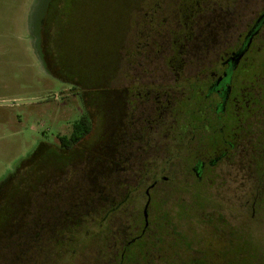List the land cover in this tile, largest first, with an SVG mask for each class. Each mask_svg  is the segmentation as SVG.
I'll return each instance as SVG.
<instances>
[{
    "label": "flooded vegetation",
    "instance_id": "flooded-vegetation-1",
    "mask_svg": "<svg viewBox=\"0 0 264 264\" xmlns=\"http://www.w3.org/2000/svg\"><path fill=\"white\" fill-rule=\"evenodd\" d=\"M193 5L206 10L209 2L192 1L187 11L191 16ZM160 9L157 15L162 14ZM179 13L180 9H171L170 21L157 24L161 43L166 42V31L171 47L179 42L172 39L173 31L185 29L178 22ZM207 17L203 13L198 19ZM199 33L206 47L211 34L204 26ZM263 33L264 4L247 25L235 20L228 34L220 33L217 49L198 58L200 66L184 59L185 67L193 71L188 77L170 71L150 80L152 84L136 95L142 110L134 119L129 115L127 91L125 157L128 169L139 177L133 191L145 188L146 202L142 216H123L122 227L112 233L110 264H257L256 247L239 220L244 217L233 222L226 208L240 209L242 214V208L249 207L252 216L247 218L252 222L258 204L256 192L263 174L255 173L253 178L252 169L264 160V61L257 62L264 58ZM184 41L192 48L193 32ZM248 75L260 81V90L248 81ZM166 80L169 87L162 86ZM210 141L217 146L209 145ZM245 142L249 151L242 160L249 167L237 168L232 175L244 182L254 179L255 186L227 185L216 167L236 156L235 149ZM133 161L142 162L141 166L132 167ZM192 195L199 198V205L211 204L203 215L190 212Z\"/></svg>",
    "mask_w": 264,
    "mask_h": 264
},
{
    "label": "rangeland",
    "instance_id": "rangeland-1",
    "mask_svg": "<svg viewBox=\"0 0 264 264\" xmlns=\"http://www.w3.org/2000/svg\"><path fill=\"white\" fill-rule=\"evenodd\" d=\"M39 2L40 0H0V103L42 100L32 104L0 106V188L22 163L30 159L40 145L57 148L58 137L69 136L73 124L85 113L83 92L79 87L69 84V80L80 71L82 61L87 62L93 71L87 74L95 77L101 60L111 59L112 72L103 81L110 90L121 94L123 92L125 95L130 91L131 119L141 113L142 102L136 99V95L152 84L150 80L164 76L170 71H176L185 77L193 72L185 67L182 58L180 64L178 61L177 66L172 69L167 59L173 58L175 61L178 55L173 53L167 31L165 43L159 41L157 33L158 23L164 19L170 21L169 12L173 7H177L176 0H78L69 13L66 24L62 25L60 33V56L67 61V66L57 64L55 68L54 61L46 58L44 63L47 68L44 69L33 36L34 25L39 19ZM263 4L264 0H252L241 16V24L247 25L259 13ZM159 6L160 10H163L162 14L155 15L153 10ZM116 44L118 49L114 53ZM263 61L264 58L257 60L258 63ZM45 70L54 75L58 71L63 78H56ZM248 81L254 82L249 75ZM254 83L253 87L260 90V81ZM170 85V80L162 84L163 87ZM157 86L160 87L158 84ZM96 96L99 95L93 92V97ZM91 112L93 130L79 148L81 153H86L89 148L96 146L105 129L97 106H93ZM248 151L246 142L240 144L235 149L236 156L225 159L216 167L223 183L231 186L245 184L243 186L248 188L255 186L254 179V182L249 179L244 182L232 175L237 168L249 167V164L242 160ZM141 163L134 162L132 167H140ZM124 169L126 171H123L119 180L134 190L133 186L139 183V177L134 175L128 166L125 165ZM76 170L59 172V177H55L58 183L63 179L60 189L70 193L71 201L72 193L83 187L79 177L80 169ZM252 172L253 178H256L255 173L263 174L256 192L259 199L252 222L247 218L252 216L249 207L242 208V214L240 209L226 208V215L231 216L233 222L236 219L238 221L241 216L244 217L239 219L242 222L241 227L247 226L256 247L257 258L264 263V160L261 165L254 167ZM131 189L125 187L116 192L117 201H125L124 208L103 230L92 231L89 237L86 234L83 238L78 234L77 239L81 240L73 243L67 252L59 250L51 254L55 250H50L49 245L45 243V251L35 255L34 264H110L111 235L115 229L122 227V217L142 216L143 213L146 202L143 197L145 188L140 192H131ZM193 192L194 195L195 191ZM50 196L54 200L53 208L60 207L57 204L60 202L57 188ZM193 199L194 204L192 203L190 212L194 215H203L210 209V203L208 205L201 202L199 205V198L193 196ZM52 205L50 204L51 207ZM48 237L50 240V236ZM47 253L53 256L48 259ZM43 259L45 261H42Z\"/></svg>",
    "mask_w": 264,
    "mask_h": 264
},
{
    "label": "trees",
    "instance_id": "trees-1",
    "mask_svg": "<svg viewBox=\"0 0 264 264\" xmlns=\"http://www.w3.org/2000/svg\"><path fill=\"white\" fill-rule=\"evenodd\" d=\"M77 1L39 2L41 3L39 19L34 25L33 36L44 69L47 68L44 63L46 58L54 61L55 68L57 64L67 66V61L60 56L62 54L60 33ZM176 1L177 7L172 9H180L178 17L181 18V22L179 20L178 22L185 29L173 31L172 39L179 42L172 45L175 55H178V59L168 63L172 68L177 66L178 61L180 64L181 58L185 61L190 58L194 67L200 66L197 64L198 58L207 51L211 53L217 49L220 33L228 34L235 20L241 21L243 12L252 2V0H205L209 2V7L205 8L206 10L201 8L202 11L193 5L191 16L187 12L188 8L191 9L192 1L198 0ZM203 13L208 14V17L200 21L198 17ZM202 26L211 34L206 47H202L200 42L202 38L199 36V28ZM192 32L195 44L190 48L185 45L184 38ZM179 35H183L182 39ZM117 49L118 44L115 45L114 53ZM83 62L80 71L69 80V84L79 87L83 92L85 113L73 124L69 136L58 137L57 148L40 145L30 159L22 163L15 174L0 188V264H34L35 255L45 251L48 245L50 250H55L51 254L59 250L69 251L73 243L81 240L77 239L78 234L83 238L86 234L89 237L92 231L103 230L108 218L120 213V208L125 203L123 200L117 201L116 192L125 187L131 189L119 180L125 165H128L125 157L128 146L125 94L105 86L103 80L112 72L110 58L101 60L95 77L88 75L93 71L87 62ZM184 65L187 66V63L184 62ZM45 71L56 78H63L58 71L55 72L56 75ZM93 92L99 96L93 97ZM93 106H97L99 118L105 129L97 145L89 148L86 153L85 151L81 153L79 148L93 130L91 112ZM195 114L198 115V112ZM209 145L217 146L212 141ZM76 169H80L79 177L83 187L72 193L71 201L70 193L67 194L60 189L63 179L58 183L56 178L59 177V172L77 171ZM55 188L59 191L60 202L57 204L60 207L53 208L54 200L50 194ZM131 192H134L133 189ZM48 236L50 240L47 239ZM50 256L53 255L48 254V259ZM257 264L264 263L257 258Z\"/></svg>",
    "mask_w": 264,
    "mask_h": 264
},
{
    "label": "water",
    "instance_id": "water-1",
    "mask_svg": "<svg viewBox=\"0 0 264 264\" xmlns=\"http://www.w3.org/2000/svg\"><path fill=\"white\" fill-rule=\"evenodd\" d=\"M45 100V99H43ZM42 100H30V101H20V102H16V103H10V102H5V103H0V106H9V105H13V104H16V105H21V104H32V103H38ZM148 207V204L146 206V208Z\"/></svg>",
    "mask_w": 264,
    "mask_h": 264
}]
</instances>
